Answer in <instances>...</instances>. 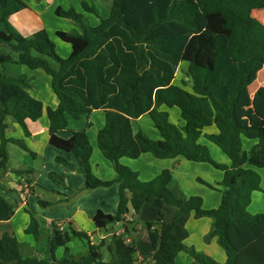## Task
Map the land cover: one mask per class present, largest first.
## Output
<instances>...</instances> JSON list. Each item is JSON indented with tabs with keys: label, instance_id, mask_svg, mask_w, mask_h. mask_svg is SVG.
I'll list each match as a JSON object with an SVG mask.
<instances>
[{
	"label": "trees",
	"instance_id": "16d2710c",
	"mask_svg": "<svg viewBox=\"0 0 264 264\" xmlns=\"http://www.w3.org/2000/svg\"><path fill=\"white\" fill-rule=\"evenodd\" d=\"M83 7L96 14L87 3ZM25 8L22 0H0V27L5 28L0 32V169L5 172L8 168L9 144L30 152L21 141L7 138V117L26 136L31 135L28 121L36 120V111L24 96L28 76L10 73L8 68L42 69L51 77L59 100L56 108L47 109L50 144L73 156L86 176L85 189L119 184L117 213L98 211L96 228L109 231L123 223L124 233H128V217L133 212L144 224L147 237L129 242L112 233L93 243L88 233L71 225L62 229L55 223L50 261L23 257L17 237L5 233L0 236V264H176L181 252L190 254L194 264H264V214L248 211L253 193L260 191L261 179L247 168H264V98L252 103L248 99V88L264 67V23L253 16L254 11L264 9V0H114L110 16L96 27L87 25L73 8L58 7V17L83 29L82 33L57 32L72 46L66 59L58 54L46 30L24 36L12 25L10 17ZM181 63L188 64L192 91L173 83ZM161 107H177L183 125L172 123ZM98 109L106 112L98 147L113 164L114 182L93 174L92 146L85 129L74 131L69 139L59 136L68 127V116L80 119ZM146 113L161 140L134 131L133 121ZM212 125L218 133L205 137L230 159V166L217 163L209 148L199 143L203 130ZM243 138L258 143L246 152ZM147 153L158 159L184 157L222 170L224 178L218 185L225 190L220 206L205 209L200 197L186 198L171 188L173 176L168 169L152 181L142 182L136 171L120 161ZM58 161L70 167L65 159ZM199 182L217 190L204 180ZM15 213V207L0 193V222L10 221ZM191 217L213 220L209 237H218L227 255L225 263L187 246ZM25 231L40 241L42 227L32 213ZM75 239L87 248L81 257L70 252L69 244ZM60 247L65 256L58 260Z\"/></svg>",
	"mask_w": 264,
	"mask_h": 264
},
{
	"label": "crops",
	"instance_id": "0c3cea01",
	"mask_svg": "<svg viewBox=\"0 0 264 264\" xmlns=\"http://www.w3.org/2000/svg\"><path fill=\"white\" fill-rule=\"evenodd\" d=\"M22 1L26 3L27 8L10 17V22L12 25L24 36H31L33 33L39 30H46L51 40L54 42L58 54L64 59L71 56L72 46L63 42L57 36V32L63 31L67 33H82L83 29L78 23L72 20L58 17L55 13L56 9L58 7H62L64 9L73 8L76 12L84 16V22L87 25L96 27L101 23L102 20L107 19L110 16L114 3V0ZM83 3H87L90 7H93L96 10V14L86 12L84 10ZM262 23H264V20ZM2 31H5L4 27H0V32ZM186 68H188V64L181 63L173 83L188 91H192V83L189 82L190 80L188 81L189 83L185 81L183 83L181 81L182 76L179 77L181 69L183 70ZM11 70L12 72H19L28 76L29 88L24 91V96L26 101L29 102V104H31V106L35 109L36 120L28 121L31 135L26 136L23 130V134H20L21 132L19 129L21 127L18 125V123L12 117H7L6 122L9 127L6 132V136L7 138L19 140L25 146H27V148L33 153L34 160H32L30 163L28 162L27 165L25 164L24 167L19 169L10 167L8 162V168L4 172L5 177H11L12 174L18 175L16 173L18 170H31L28 173L18 175L19 179L17 181H13L11 179V186L5 185L0 180V193L16 209V213L10 221L0 222V236L8 233L17 237L23 257H39L50 261V235L52 232V226L55 223L62 229H67L69 225H71L75 230L88 233L93 243H98L93 239L92 234L94 233L99 234V241H101L102 239L110 236L112 233L118 234V232H124L125 228H123L121 231L117 230L109 232L105 230V232L102 233L101 230H98L94 224V217L100 210L105 214L115 215L118 211L120 199L119 184L114 182L117 178V173L114 170L113 164L103 156L98 147V133L106 124L105 110H94L80 119H74L68 116L67 129L59 133L60 137L69 139L74 131L85 129L92 146V156L90 162L93 174L96 178L102 181L114 182L110 186H101L91 190L86 189L87 191L83 192L82 188L84 187L85 189L87 183L86 176L78 168L73 156L70 153L54 148L50 144V121L48 119L47 109L49 107L56 108L59 104V100L52 88L51 77L48 76L42 69L30 70L25 66L11 68ZM261 71L262 70L258 72L257 80L260 78L259 75ZM263 83H261L257 88L262 87ZM249 89L253 92L256 90H251V85ZM171 109L161 107L160 110L167 111L170 115ZM148 116L150 115L146 113L145 115H142L140 118L133 121V129L135 132L141 131L140 127H136V123H140ZM175 116L178 120V123H174L171 120V116L170 121L176 125H183L180 117V110H176ZM11 129L17 131L19 134L18 137L10 135ZM216 133H218V129L216 125H212L211 127H207L203 130V135L200 138V140H204V143L210 147V150L214 149L211 146L213 144H211V141L209 142L205 136ZM154 138V140L160 139L158 134L154 135ZM58 158L65 159L70 164V167L59 162ZM39 159L41 160V163L38 166L37 160ZM183 159L185 158L177 157L174 159H158L152 154L147 153L141 155L137 159L122 158L120 161L123 165L131 168L133 171H136L144 182H149L157 177L163 170L170 169L176 162H178L180 166L183 165ZM222 162L231 164L230 159L228 161L224 159ZM199 164L200 166L198 167L209 169L202 163ZM50 166H52V169H50ZM49 178L53 180L57 178L61 179L62 187H56L55 184L48 182L47 179ZM37 187L42 188L44 192H53L57 195V197L45 199L43 195L37 192ZM182 192H184L186 198H189L183 189ZM220 204L221 201L219 202L218 207ZM30 213H32L38 219L42 227L40 241H37L33 235L27 234L25 231L30 221ZM134 216L135 215L133 212H131L129 215V217ZM211 227V218L204 217L201 219H196L191 217L187 223V229L189 232V237L187 240H190L193 236L200 238V243L203 248V250L200 252L219 260L220 263H225L227 260V255L225 250L220 246L218 238L212 237L211 240H207V236L211 231ZM69 248L72 255L77 254V249L74 247V245H72V242L69 244ZM184 253L185 252H181L178 255L176 264H194V260ZM64 256L65 249L63 247L58 248L56 251V259L60 260Z\"/></svg>",
	"mask_w": 264,
	"mask_h": 264
},
{
	"label": "rangeland",
	"instance_id": "374dc122",
	"mask_svg": "<svg viewBox=\"0 0 264 264\" xmlns=\"http://www.w3.org/2000/svg\"><path fill=\"white\" fill-rule=\"evenodd\" d=\"M253 16L262 22L264 20V9L260 10V11H254ZM52 64H53V67H55V68L58 66L53 61H52ZM11 68H15V66H9L8 71L10 73H12ZM261 70L262 71L260 72L259 80H257L258 74L256 75L255 80H253V82L251 84V90H255L261 83L264 82V67ZM181 76H182L181 81L183 83H184V81L187 83L191 82L190 77L187 75V68L183 69V70L181 69V71L179 73V77H181ZM252 92L253 91H250V89L248 88V99H250L251 103L254 102L255 99L264 98V83H263L262 87L257 88L253 93ZM176 110L179 111V109H177V108L170 110L171 120L174 123H178V120L175 116ZM136 127H140V130L143 131L144 133H146L150 139L153 138L152 140L155 139L154 135H156V134L159 135L160 139H158V140L162 139L160 133L154 127L152 119L150 116H148L146 119H144L140 123H136ZM19 130L21 132L20 134H23L22 129L20 128ZM10 135H14V137H18L19 134L17 133L16 130L11 129ZM199 143L207 146L204 143V140H200ZM210 143L213 144L211 146L214 149L210 150V147H208V146L207 147L210 150L212 158L217 163L230 166L231 165L230 163L222 162V161H224V159L226 161H228L229 159L225 156V154L221 151V149L216 144H214L212 142H210ZM257 143H258L257 140H249V139L243 138L242 139L243 151H246V152L251 151L252 148L255 145H257ZM8 150H9V154H10V160H9V166L10 167H14L16 169H19L21 167H24L25 164L27 165L28 162L30 163L32 160H34L33 154L31 153L30 150H29L30 152H28L18 145L9 144ZM40 163H41V160L40 159L37 160L38 166L40 165ZM184 164H191V165H184ZM202 164L204 166H207V168H209V169L200 168V167H198V166H200L199 163H196L193 161H188L186 159H183V165H181V166H180V164H178V162L173 164V166L170 169H168L171 171L172 176H173V181H172V184L170 187L173 188L174 190H176L177 192H179L180 194L184 195V192H182V189H183V191H185L187 193L188 197H192V196L200 197L204 202V208L205 209H216V208H218V204L221 201L222 192L225 190L224 186L218 185L219 183H221L222 179L224 178V172L220 169L215 168L213 165H211L209 163H202ZM247 168H250V169L254 170L255 172H257L260 176V179H261L260 191H256L254 193V195H252V202L249 206L248 211L252 215L264 214V168H255V167H250V166H247ZM50 169H52V166H50ZM0 176H1L2 183H4L7 186H11V182H10L11 179L13 181H17L19 179V176L16 174H12L11 177H5L4 172L1 169H0ZM139 179L142 182H144L142 180V178H140V176H139ZM199 179L204 180V181H206L212 185H215L217 187V190L211 189L207 185L200 183ZM47 180H48V182L55 184L56 187L57 186L62 187V184H61L62 180L61 179L57 178V179L53 180V179L49 178ZM82 191L85 192L87 190L84 189V187H83ZM37 192L39 194L43 195V197L45 199H51L53 197H57V195L55 193L44 192V190H42V188H40V187H37ZM212 223H213V220H212ZM123 228H124V224L121 223L119 225H115V226L110 227L109 231H117V230L121 231ZM127 228L129 230L128 233L125 234L124 232H118V234L123 235L129 242H131L135 239H145L147 237V230H146L144 224L141 221H139L138 218L135 216L134 217H128ZM211 229H212V227H211ZM101 232L104 233L105 230H101ZM92 235H93L94 241L99 242V240H100L99 234L94 233ZM215 237L218 238L217 236H215ZM211 238L212 237H209V234H208L207 240H211ZM186 244L188 247L194 248L197 252L202 253V252H200L203 250L201 243H200V238L193 236V237H191L190 240L186 241ZM72 245H74V247L77 249V254L75 255L76 257H81V256L85 255L87 248H86V246L82 240L75 239L72 241ZM79 251H80V253H79ZM184 254L185 255L187 254L188 257L192 258V256L188 253L185 252ZM104 255H105V260L108 261L109 254L105 253ZM214 260L219 262V260H217V259H214Z\"/></svg>",
	"mask_w": 264,
	"mask_h": 264
}]
</instances>
